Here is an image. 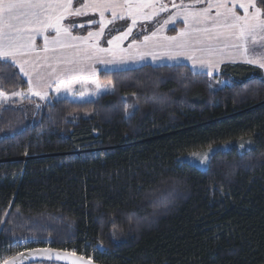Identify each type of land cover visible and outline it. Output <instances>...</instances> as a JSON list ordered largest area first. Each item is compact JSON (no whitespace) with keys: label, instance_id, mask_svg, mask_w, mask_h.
<instances>
[{"label":"trees","instance_id":"obj_1","mask_svg":"<svg viewBox=\"0 0 264 264\" xmlns=\"http://www.w3.org/2000/svg\"><path fill=\"white\" fill-rule=\"evenodd\" d=\"M86 24L73 34L98 30ZM99 78L113 91L93 101L16 97L0 108V260L31 242L97 264H264L263 72L144 65ZM0 90L28 84L0 66ZM248 141L205 170L180 161Z\"/></svg>","mask_w":264,"mask_h":264},{"label":"snow or ice","instance_id":"obj_2","mask_svg":"<svg viewBox=\"0 0 264 264\" xmlns=\"http://www.w3.org/2000/svg\"><path fill=\"white\" fill-rule=\"evenodd\" d=\"M170 2L177 11L164 23H174L177 17H182L185 25L190 27L181 30L178 36L165 38L169 47L174 49L169 52V58L186 56L193 61L194 68L199 64L211 75V70L219 63L215 59L217 55L230 47L242 53L245 63L264 69V0H194L195 4L207 5L196 10H192L184 0L179 4L175 0ZM238 8L242 9V14ZM167 10L168 5L163 0H78V3L77 0H0V66L18 68L28 84L27 93L15 91L8 95L0 90V108L13 97L30 99L31 96H39L45 99L53 83L57 93L62 87L70 91L73 82H79L83 74L85 59L119 48L120 41L132 33L138 20L152 19ZM89 14L98 16V19L87 22L98 25V30L89 31L86 37L73 35V29L84 25L64 21ZM117 20H130L131 24L126 32L106 41L111 47H100L105 28ZM49 31L54 34L49 35ZM155 36L153 32L151 37L145 36L144 41L148 42ZM38 37L42 38V45L36 43ZM81 43L86 47H81ZM96 87L95 94L99 95L100 85ZM247 143V149L244 143L238 147L250 151L251 141ZM209 152L214 154L211 149ZM209 160L210 155L206 152L199 156L198 162L204 164ZM39 255L49 260L70 258L71 264H92L91 259L85 260L74 253L70 257L67 253L50 251ZM24 259V254L20 253L0 260V264H23Z\"/></svg>","mask_w":264,"mask_h":264},{"label":"crops","instance_id":"obj_3","mask_svg":"<svg viewBox=\"0 0 264 264\" xmlns=\"http://www.w3.org/2000/svg\"><path fill=\"white\" fill-rule=\"evenodd\" d=\"M163 2L168 5L167 12L177 11V9L172 6V3L170 2V0H163ZM175 3L179 4L180 0H175ZM184 3L190 5L192 10L204 8V7L207 6L205 3L195 4L194 0H184ZM237 11L242 14V9L238 8ZM214 13H215V9H213V14ZM90 15L91 14H89L87 16L70 17L68 20H65V21H67V22H75V23H78V24H83L84 28H86V25H87L86 23L87 22L85 20H86V18H89ZM158 17H160V14H157L152 19H158ZM178 21L183 22V25H184V29L183 30H188L190 25L186 26L182 17H179V19L177 20V23H178ZM116 22H118L117 25H120V27L116 25V29L119 30L118 31V35L120 34V32H126L127 27L129 26V23L128 24L127 23L119 24V23L123 22V20H117L113 24H115ZM143 22H144L143 19L137 21L136 26L133 27V29H132V33L130 35H128L126 37V39H123V41L120 42L119 48H115L114 52L111 51V52H108V53H98L95 57H93L91 59H85L83 65H82L84 71H86V69L89 68V66H91L90 72L86 71V73H85L86 75L85 76L95 77V76L99 75V73L102 72V71H104V72L123 71V70H128V69H135V68H138V67H142L144 65L160 66V65H179V64H184V65H188L192 70L194 69L193 61L188 59L186 56H179V57L174 58V59L173 58H169V55H168L169 52L174 51V49L169 47V42L165 40L166 37H165L164 34L156 33V36L153 37L150 40V42H148V43L145 42L144 43L147 46H146V48H143V50H141V45L142 44L133 43V41L131 39V37L133 35V32H135L137 27H138V25H141ZM113 24L108 25L105 28V33L107 31L111 30ZM167 30H165L164 33H166ZM195 35L196 34L193 33V36H195ZM79 36H82V35H79ZM83 37H86V36H83ZM185 39H188V38L186 37ZM36 43L38 45H39V43H41L40 45H42L43 44L42 38L38 37ZM87 43H91V41H88ZM123 44L124 45H128V46L124 47ZM99 46L101 47L100 44H99ZM81 47H86V44L81 43ZM109 47H111V46H109ZM109 47H107V46L104 47L103 46V48H109ZM145 56H147L148 61L144 60ZM197 56H199V53H197ZM149 57L152 60H149ZM215 59L218 60L219 63L217 64L216 67H214L211 70V74H214V75H218L221 72L222 67L225 66V65H236V64L250 65V64H247V63H245L243 61L241 52L236 51L235 49H232L230 47L224 48L223 53L217 55V57ZM173 60H177V61L182 60V61L173 62ZM111 61H115V62L113 63ZM198 66H199V64H197V67H195V68L203 69L200 72L208 73L209 70L207 68H201V67H198ZM250 66L259 68V67L255 66V65H250ZM260 70L264 74V69H260ZM92 73H94V74H92ZM21 75L23 77L22 73H21ZM23 78L27 81L26 77H23ZM55 87H56V84L53 83L51 89L48 90V93L51 92V91L53 92Z\"/></svg>","mask_w":264,"mask_h":264},{"label":"rangeland","instance_id":"obj_4","mask_svg":"<svg viewBox=\"0 0 264 264\" xmlns=\"http://www.w3.org/2000/svg\"><path fill=\"white\" fill-rule=\"evenodd\" d=\"M175 12L176 11H172V12H167V11L165 12L164 11V12L158 13V14H160V17H158V19L143 20L144 22L141 25H138L136 31L133 32V35L131 37L132 41H135V43L142 44L141 45V50H143V48H146V46H147L146 44H144L145 43V41H144V37L145 36L144 35L152 36V33L155 32V33L164 34L165 37H171V36H169L167 34V32L176 26L177 20L179 19V17H177L175 19L174 23L169 22V23L165 24L164 21L168 20L169 16L174 14ZM125 23H127V24L129 23V25H130L131 21L130 20H123V22H121L119 24H125ZM178 23L183 24V22H181V21H178ZM117 26L120 27V25H117ZM183 29H184V25H183V28L179 30V32L181 30H183ZM112 30H114V29L112 28ZM165 30H167L166 33H164ZM179 32H178V34H179ZM175 36H177V35H175ZM138 37H142V38L138 39ZM102 40H103V38L100 39L101 42H102ZM148 42H150V40ZM103 46L104 47H106V46L109 47V45L106 43V40L103 42L101 47H103ZM127 46L128 45H124V47H127ZM114 51H115V48H113L112 52H114ZM144 60L148 61L147 56H145ZM149 60H152V59L149 57ZM179 61H182V60H179ZM179 61L173 60V62H179ZM90 68H91V66H89V68H87L86 71L90 72ZM202 70L203 69H200V68L199 69L194 68L192 71L193 72L202 73V72H200ZM86 71H83V74L79 78V82H73L72 88H71L70 91H68L64 87H62L60 92L57 93L56 92V87H55V89L53 90L54 93L52 91L49 92L47 97L45 99H42V100L47 101L49 103L53 102L54 100H58V99H68V100H71L73 102H78V103L79 102H87V101L96 100L100 96H102L104 94H107V93H111L113 91V87H112L111 83L103 82L99 78L100 74L102 72H104V71L100 72L99 75H97L95 77L85 76L86 75L85 74ZM210 76H216V75L211 74ZM97 84L100 85V88L98 90L100 92L99 95L95 94L97 92V87H96ZM81 93H83V95H81ZM8 95H11V94H8ZM31 97L40 98L39 96H31ZM14 98H16V97H13V99ZM9 102L10 101H6L4 104H7ZM31 119H33V116H31ZM225 146H227V147H225ZM238 146L239 145L236 144V143H226V144H223V145H220V146H215V147L209 148V149L204 150V151L193 152V153L184 155V156H182L180 158V161L181 162H185V163H189L191 165H194V166L198 167L201 170H205L208 167L209 161L204 163V164H201V163L198 162L199 161V156H201L204 153L208 152L209 155H210V158H211L214 154H216L218 152L228 151V150H230V149H232L234 147L239 148ZM210 149L214 151V154H212V152H209ZM194 154H197V155H194Z\"/></svg>","mask_w":264,"mask_h":264},{"label":"water","instance_id":"obj_5","mask_svg":"<svg viewBox=\"0 0 264 264\" xmlns=\"http://www.w3.org/2000/svg\"><path fill=\"white\" fill-rule=\"evenodd\" d=\"M43 251L58 252L61 254L67 253V254H69V257L72 255L71 253H68V252L54 251V250H50V249L27 250V251L20 252V253H23L24 257H25V259L23 260V264H38V263L71 264L70 258L69 259H61V260H55V259L49 260L46 257L39 255V253L43 252ZM20 253H18V254H20ZM18 254H16L15 256H17ZM76 256H78V255H76ZM84 259L88 260L86 258H84ZM92 264H97V263L92 261Z\"/></svg>","mask_w":264,"mask_h":264},{"label":"flooded vegetation","instance_id":"obj_6","mask_svg":"<svg viewBox=\"0 0 264 264\" xmlns=\"http://www.w3.org/2000/svg\"><path fill=\"white\" fill-rule=\"evenodd\" d=\"M33 249H48V248H46V247H34L32 245H27L26 248H23L22 252L27 251V250H33ZM38 264H40V263H38Z\"/></svg>","mask_w":264,"mask_h":264},{"label":"built area","instance_id":"obj_7","mask_svg":"<svg viewBox=\"0 0 264 264\" xmlns=\"http://www.w3.org/2000/svg\"><path fill=\"white\" fill-rule=\"evenodd\" d=\"M72 253H74V252H72Z\"/></svg>","mask_w":264,"mask_h":264}]
</instances>
